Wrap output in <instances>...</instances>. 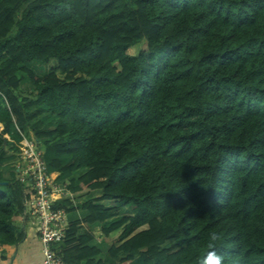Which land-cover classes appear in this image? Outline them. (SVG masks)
Listing matches in <instances>:
<instances>
[{"label": "trees", "instance_id": "16d2710c", "mask_svg": "<svg viewBox=\"0 0 264 264\" xmlns=\"http://www.w3.org/2000/svg\"><path fill=\"white\" fill-rule=\"evenodd\" d=\"M51 59L63 79L25 66ZM1 126L0 168L30 131L87 194L65 262L198 264L216 234L224 264H264V0H0ZM15 174L0 171L3 258L33 195Z\"/></svg>", "mask_w": 264, "mask_h": 264}, {"label": "built area", "instance_id": "2783aa9c", "mask_svg": "<svg viewBox=\"0 0 264 264\" xmlns=\"http://www.w3.org/2000/svg\"><path fill=\"white\" fill-rule=\"evenodd\" d=\"M19 155L23 160L21 178L32 182L33 195L25 200V210L31 214L40 241L42 264H69L61 254L69 217L65 209L56 206L69 191L53 183L35 139L22 134Z\"/></svg>", "mask_w": 264, "mask_h": 264}, {"label": "crops", "instance_id": "0c3cea01", "mask_svg": "<svg viewBox=\"0 0 264 264\" xmlns=\"http://www.w3.org/2000/svg\"><path fill=\"white\" fill-rule=\"evenodd\" d=\"M26 96V94H23ZM2 129V126H1ZM5 137L8 139L9 136L5 134ZM13 155V158L8 161V169L6 170L4 167L0 168V171L3 173L5 179H11L13 172H15L16 176H19V166H18V150L15 152L12 150L8 152V156ZM58 176V172L52 173V177L56 178ZM57 183H63L57 181ZM75 194H81L76 193ZM73 206L76 208L74 212L70 213V217H77L81 218L83 216V212L80 208V205L77 203L75 199L73 201ZM79 206V207H78ZM69 217V218H70ZM31 219V220H30ZM17 222L21 223L25 231V239L22 243L16 246H7L3 247L2 251L4 254V258L1 256L0 253V264H42V255L40 251V241L38 235L35 231L34 225L32 224V217L29 211L25 215L17 216ZM71 220V219H70ZM30 224V229L27 231V225Z\"/></svg>", "mask_w": 264, "mask_h": 264}, {"label": "rangeland", "instance_id": "374dc122", "mask_svg": "<svg viewBox=\"0 0 264 264\" xmlns=\"http://www.w3.org/2000/svg\"><path fill=\"white\" fill-rule=\"evenodd\" d=\"M145 48H146V42H145V40H141L140 42H138L137 44H135L134 46L129 48L128 52L130 54H137L140 50H143ZM25 66L29 67L39 77H43V76L48 75L49 73L55 72L60 79L64 78V75L57 70V61L55 59H51L48 63H41V62L33 61L31 63L25 64ZM21 87L22 88L20 89V91L23 94H26V96L29 95L28 91H29L31 85H30V82H29L28 78H24ZM86 196H87V194H75L74 195V197L77 200V203L79 205H81L82 202L87 199ZM107 203L109 204V202H107ZM131 209H132V206H129L127 208H122L121 211H122V213H130ZM26 225L28 227L27 231H29V229L31 228L30 224H26ZM96 229L97 230L94 231V234L96 236L97 244L104 245L105 244L104 242H107V243H111L112 242L113 237H114L113 234L108 239L104 240V238H101V236L99 235V227H97ZM109 263H110L109 260H106V258H104V262H102L101 264H109Z\"/></svg>", "mask_w": 264, "mask_h": 264}, {"label": "clouds", "instance_id": "9594fccd", "mask_svg": "<svg viewBox=\"0 0 264 264\" xmlns=\"http://www.w3.org/2000/svg\"><path fill=\"white\" fill-rule=\"evenodd\" d=\"M0 130H1V128H0ZM20 134H21V136H22V134H24V135H27V136H30V137H32L33 139H35L34 137H33V135H32V133L30 132V131H28V132H20ZM22 140V139H21ZM20 140V141H21ZM36 140V139H35ZM37 141V140H36ZM19 144H20V142L17 144V148H18V160H19V162H18V166H19V176H18V178L19 179H21V180H25V179H22L21 178V170H22V167H23V160L21 159V157H20V155H19ZM37 145H38V147H39V149L42 151V153H43V149H42V147L40 146V144L38 143V141H37ZM45 161V160H44ZM46 163V162H45ZM47 166V165H46ZM47 171H48V169H47ZM48 173L49 174H51V176H52V173H54V172H49L48 171ZM53 178V177H52ZM26 179H29V178H26ZM56 180H57V177L56 178H53V183L55 184V185H60V186H65L66 187V189L69 191V193H66L64 196H63V198H61L60 200H58L57 202H56V206L58 205V203L60 202V201H62V200H65V199H71L72 201H74L75 200V197H74V195H75V193L74 192H72L71 190H69L68 188H67V184L65 183V182H63V183H57L56 182ZM31 181V180H30ZM31 184H32V182H31ZM26 200V199H25ZM58 207V206H57ZM60 208V207H59ZM64 209V208H63ZM66 210V209H65ZM66 212H67V210H66ZM27 212H26V210H25V201H24V211H23V215H25ZM68 213V212H67ZM70 216V213H68V217ZM70 220V219H69ZM68 224H69V222H68ZM209 239H210V241H211V243H209L208 244V248H207V250L205 251V253L201 256V257H199V259H198V264H224V257L222 256V255H220L219 253H218V251H217V249H216V245H215V242L217 241V239H218V236L216 235V234H211L210 235V237H209Z\"/></svg>", "mask_w": 264, "mask_h": 264}]
</instances>
